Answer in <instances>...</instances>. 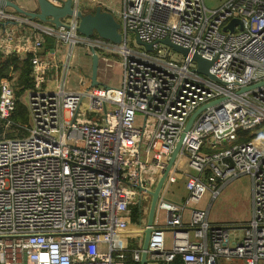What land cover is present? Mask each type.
<instances>
[{"label":"built area","instance_id":"2783aa9c","mask_svg":"<svg viewBox=\"0 0 264 264\" xmlns=\"http://www.w3.org/2000/svg\"><path fill=\"white\" fill-rule=\"evenodd\" d=\"M49 1L61 7L65 0ZM71 1L65 26L36 23L33 34L10 30L18 19L0 9V53L31 54L33 83L25 102L29 123L21 126L11 120L19 100L16 76L0 80V120L19 133L0 138V264H121L131 207L140 208L138 227L144 229L148 192L189 117L211 103L184 133L164 180L147 261L264 264V139L240 143L237 136L264 132V0H223L216 9L204 0ZM83 4L112 14L120 44L78 33L76 11ZM233 19L241 25L224 30ZM129 34L151 51L138 44L141 50L128 48ZM43 36L53 39L57 52L65 48L61 63L42 58ZM164 39L187 55L162 44ZM79 46L88 55L95 50L99 61L119 55L118 87H91L84 76L77 89L69 87ZM194 55L211 62L208 73L217 81L196 72ZM51 72L55 87L47 90ZM242 175L251 181L252 216L240 228L211 224L209 208H189L207 192L213 201ZM178 180L187 195L180 203L168 201L166 191ZM141 246L130 251L134 262Z\"/></svg>","mask_w":264,"mask_h":264},{"label":"water","instance_id":"95a60500","mask_svg":"<svg viewBox=\"0 0 264 264\" xmlns=\"http://www.w3.org/2000/svg\"><path fill=\"white\" fill-rule=\"evenodd\" d=\"M35 1L37 4V10L34 12L25 11L21 9L17 4H15L14 2L10 0H0V9L11 8L16 13L24 15L28 17L30 20H37L44 24L45 23L51 24L52 26L56 28L65 26L63 21L67 17H70L71 15H73L71 0H65L61 7L55 6L49 0H35ZM55 1H61V0H55ZM76 17L79 20L77 31L84 38L98 36L99 38L103 40L109 41L117 45L121 43L122 38H121V35L118 33L119 24L116 22V20L114 19L111 13L103 11L99 6L95 8H90L88 10H78L76 11ZM235 23H239V25H241L239 20L233 19L229 22V24H227L224 27V30L229 29L232 31L233 29L231 25L232 24L234 25ZM136 43L142 46L146 51H151V45L142 43L138 37H136ZM161 43L170 47L174 52L180 53L184 56H186L188 53L186 49L171 43L168 39H164ZM90 58H91V75L89 78L90 85L91 87H98L100 86V83L97 80L99 57L97 53L95 52V50L93 49L90 51ZM192 60L197 65L196 72L202 75H205L214 81H217V79L214 76L208 73V69L211 66L210 61L202 59L198 55H194L192 57ZM253 87L254 86L247 87L243 89L242 91H246ZM211 104H207L201 107L189 117L185 125L182 137L176 144L173 152L171 153L170 158L168 160L167 167L162 177L158 180L154 190L152 192H148V195L151 196V200L149 201V206H148V211H147V216H146V226L144 229L141 230L142 253H141L139 264H147L148 262L146 250L148 247V242H149V238L151 234V226L153 225V220H154V216L156 213L157 200L160 196V192H161L164 180L177 159V155L181 148V141L184 136V133H186L191 128L194 120L204 110V108Z\"/></svg>","mask_w":264,"mask_h":264},{"label":"rangeland","instance_id":"374dc122","mask_svg":"<svg viewBox=\"0 0 264 264\" xmlns=\"http://www.w3.org/2000/svg\"><path fill=\"white\" fill-rule=\"evenodd\" d=\"M223 0H204L205 6L209 9H216ZM88 3V1H86ZM109 6L112 9H115L116 11L119 8V5L111 1L109 2ZM109 8V10H110ZM127 47L131 48L132 50H141L136 41L134 34L128 35V42ZM171 56L174 59L180 60L181 56L175 53H171ZM107 57L109 59L108 62L102 61L98 66V72L99 68L100 71H102L99 77L98 81L100 83V86L103 88H116L119 85L120 77H121V71H120V61L121 58L117 54H107ZM73 75L70 76V87L72 89L78 88V82L79 79L82 78V76L85 77V79L90 78L91 75V62L89 56L86 54L82 46H79L75 49V56L73 59ZM109 64L110 66L105 67V64ZM98 75V74H97ZM89 76V78L87 77ZM139 123V122H138ZM137 125H140L137 124ZM13 133V135L19 134L18 132H14L13 130L5 129L4 134L0 136V138L6 137L7 135H10ZM12 135V134H11ZM147 140V135H143L142 139V146H145ZM141 161L145 160V153L144 148L141 149ZM222 190V191H221ZM220 190V194L211 202L210 204V194L207 192L199 202V204L194 205L190 204L189 208H196L199 210L206 209L208 205L210 204L209 209V222L210 223H220V224H227V223H243L244 221H247L249 219L250 215V195H251V182L248 175H242L232 182L228 183L226 186H224L223 189ZM187 193L184 188V181L180 180L177 181L176 184H172L169 189L166 191L165 197L168 201L171 202H183L181 198L186 197ZM149 203V202H148ZM148 203H144V206H147ZM249 203V204H248ZM163 220H159V224H161ZM167 239L169 238L166 237Z\"/></svg>","mask_w":264,"mask_h":264},{"label":"crops","instance_id":"0c3cea01","mask_svg":"<svg viewBox=\"0 0 264 264\" xmlns=\"http://www.w3.org/2000/svg\"><path fill=\"white\" fill-rule=\"evenodd\" d=\"M12 2H14L15 4H17L21 9L25 10V11H36L37 10V4H36V1L35 0H10ZM90 9V7L86 4H83L82 5V10H88ZM4 11L7 13V14H11L13 15L14 17H16L18 19V23H14L13 25H9V28L10 30L12 31H20V32H26V33H32L33 34V30H34V24H43L37 20H30L28 17L24 16V15H21V14H18L16 13L13 9L11 8H6L4 9ZM47 24V23H45ZM47 25H51V24H47ZM35 33V32H34ZM51 39V38H50ZM51 43L49 44V46L47 48L44 49V51L41 53L42 55V58L48 60V61H56L57 63H61V59H62V55L65 51V48L62 46V47H58V52L56 51V47H55V43L53 41V39H51ZM29 54V53H25V54H18L17 56L21 59V60H24L26 58V55ZM88 55V54H87ZM89 58H90V55H88ZM90 62H91V58H90ZM102 61H99V64L101 63ZM108 62V61H106ZM99 66V65H98ZM102 71H100V68H99V72H98V75H97V80H98V77L100 74H103L101 73ZM18 76V74H17ZM89 78V76H87ZM30 79H31V76H30ZM55 76L53 75V72H51L48 77H47V80H46V84H45V88L47 90H52L55 86ZM31 82H32V79H31ZM68 85L70 87V81H69V78H68ZM33 88V83H32V87H29V88H26L23 93L19 96V102L25 107L26 111H27V108L25 106V102H26V95L27 93ZM71 88V87H70ZM27 117H28V112H27ZM29 123V117H28V120H27V125ZM25 125V126H27ZM10 130V129H9ZM12 130V129H11ZM10 130V131H11ZM13 131L15 132V130L13 129ZM235 180V179H234ZM180 181V180H178ZM233 180L231 181H228L226 183V185L230 182H232ZM251 182V181H250ZM177 182H175L174 184H176ZM224 185V186H226ZM223 186V188H224ZM222 188V189H223ZM222 191V190H221ZM220 194V193H219ZM250 204H251V208H250V215H249V219L247 221H244L243 223H236V222H233V223H227V224H223V225H236L237 227H241V225H244L246 224L247 222H249V220L251 219V216H252V195H250ZM211 198V196H210ZM182 200H184V198H181ZM211 201V200H210ZM212 202V201H211ZM210 202V204H211ZM210 204L208 205L207 208L210 209ZM249 204V203H248ZM208 219H209V213H208ZM213 224V223H211ZM215 225H221L220 223H214ZM139 225V221L138 223L136 224H133L131 223V220H130V227L129 229L124 233L123 235V240H124V244L126 245L127 247V250L128 252L127 253H130L131 254V250L135 249L137 247L138 244H141L142 245V237H141V229L140 227H138ZM241 233V232H239ZM168 237V236H167ZM169 239H167V243H168ZM126 254V253H125ZM125 254H124V257H125ZM123 261V259H122ZM147 264H150L149 262H147ZM224 264H239L238 262H224Z\"/></svg>","mask_w":264,"mask_h":264},{"label":"trees","instance_id":"16d2710c","mask_svg":"<svg viewBox=\"0 0 264 264\" xmlns=\"http://www.w3.org/2000/svg\"><path fill=\"white\" fill-rule=\"evenodd\" d=\"M44 41V47L47 48L49 44L51 43V39L49 37L43 36ZM30 57L31 54H27L26 58L24 60H21L16 54H10L7 56H4L0 53V80L9 78L11 75L16 76V97L19 98V96L23 93V91L26 88L32 87V82L30 79V71H31V63H30ZM18 74V76H17ZM11 120L13 123L21 126L27 125V111L25 107L17 101L14 114L11 116ZM16 129V126L13 125L11 128ZM10 129V130H11ZM258 127H256L254 130H257ZM5 127L3 121L0 120V136L4 134ZM12 134V135H11ZM10 135H7L3 138H12L15 135L11 133ZM238 142L245 143L251 141L255 137H259L260 139H264V132L259 135H254L252 131H238ZM205 152H212L203 150ZM141 217V210L138 206L131 207L130 211V220L131 223L136 224L138 223L139 219ZM177 264H181L179 259L176 261ZM121 264H139L138 262H134L131 258L130 253H126L125 257L123 258V261H121Z\"/></svg>","mask_w":264,"mask_h":264},{"label":"bare ground","instance_id":"6f19581e","mask_svg":"<svg viewBox=\"0 0 264 264\" xmlns=\"http://www.w3.org/2000/svg\"><path fill=\"white\" fill-rule=\"evenodd\" d=\"M101 65V64H100ZM108 66H110L108 63L107 64H105V67H108Z\"/></svg>","mask_w":264,"mask_h":264}]
</instances>
